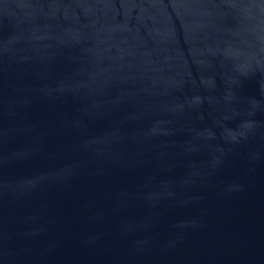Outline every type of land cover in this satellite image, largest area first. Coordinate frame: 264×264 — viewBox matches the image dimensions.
<instances>
[{
  "label": "water",
  "instance_id": "95a60500",
  "mask_svg": "<svg viewBox=\"0 0 264 264\" xmlns=\"http://www.w3.org/2000/svg\"><path fill=\"white\" fill-rule=\"evenodd\" d=\"M264 0H0V166L119 107Z\"/></svg>",
  "mask_w": 264,
  "mask_h": 264
}]
</instances>
